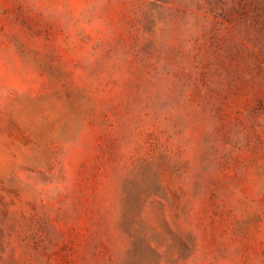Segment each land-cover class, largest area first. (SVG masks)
<instances>
[{"label":"rangeland","instance_id":"obj_1","mask_svg":"<svg viewBox=\"0 0 264 264\" xmlns=\"http://www.w3.org/2000/svg\"><path fill=\"white\" fill-rule=\"evenodd\" d=\"M0 264H264V0H0Z\"/></svg>","mask_w":264,"mask_h":264}]
</instances>
